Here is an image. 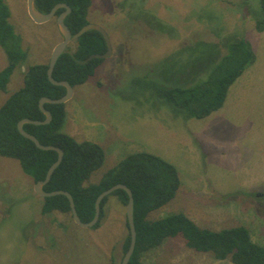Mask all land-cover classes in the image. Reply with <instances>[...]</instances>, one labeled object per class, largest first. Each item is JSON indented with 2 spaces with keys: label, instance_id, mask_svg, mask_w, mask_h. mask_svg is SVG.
I'll list each match as a JSON object with an SVG mask.
<instances>
[{
  "label": "rangeland",
  "instance_id": "1",
  "mask_svg": "<svg viewBox=\"0 0 264 264\" xmlns=\"http://www.w3.org/2000/svg\"><path fill=\"white\" fill-rule=\"evenodd\" d=\"M5 2L27 63L48 62L63 40L56 18L37 24L28 0ZM261 14V0H93L89 23L105 30L113 54L74 88L62 129L105 150L104 164L86 185L98 183L131 154L158 156L178 169L181 187L151 219L184 213L212 230L245 226L264 247V32L256 30ZM231 37L248 41L255 61L209 116L189 117L148 86L151 73L162 84L205 79ZM6 66L0 46V72ZM22 70L15 71L6 92L0 90V107L23 86ZM42 205L20 163L0 157V264L121 263L129 229L126 207L115 196L97 229L79 226L68 214L44 215ZM186 243L182 234L166 238L143 255V264H233Z\"/></svg>",
  "mask_w": 264,
  "mask_h": 264
},
{
  "label": "trees",
  "instance_id": "2",
  "mask_svg": "<svg viewBox=\"0 0 264 264\" xmlns=\"http://www.w3.org/2000/svg\"><path fill=\"white\" fill-rule=\"evenodd\" d=\"M60 3L71 8L65 23L72 34L89 24L88 14L93 0H35L37 9L45 14ZM261 9L262 14L256 22L258 32H264V0H261ZM64 11L61 8L56 15L59 16ZM74 43L75 49L68 47L59 57L53 78L56 81H67L76 88L94 76L104 62V59L89 58L94 54H105L108 47L105 38L97 30L85 32ZM0 46L7 57V66L0 72L1 91H7L10 79L17 69L25 68L22 70L23 86L0 107V157L17 160L22 171L37 183L45 180L49 168L58 159V153L39 149L34 142L20 134L17 125L25 118L45 120L39 107L41 98H62L66 94V88L49 81V61L27 63L28 53L23 48L21 36L15 32L11 23V10L5 0H0ZM206 46L215 48V44L211 43ZM225 46L226 53L216 54L215 64L205 79L194 84L190 81L188 85L162 84L155 82V74L151 73L148 79L151 81L147 85L159 99L182 110L189 117L205 118L223 106L230 86L255 61V54L248 41L231 37L226 40ZM198 68L195 75L202 72V67ZM44 107L52 115L49 124L24 125V130L34 135L41 144L56 146L64 153L62 162L44 186V191L70 193L80 220L89 223L95 216L96 200L102 192L118 184L127 186L134 197V224L137 233L136 247L128 264H143L142 257L146 252L159 247L166 238L180 234L184 236L190 249L212 253L217 260L230 259L233 264H264V247L253 241L245 226L212 230L201 227L184 213L156 220L150 218L152 212L170 203L181 187L178 169L158 156L144 152L131 154L109 170L98 183L86 185L92 174L105 162L104 148L91 141L79 142L62 131L67 118L66 104L46 103ZM110 196H115L124 207L129 200L128 194L121 189L105 197L100 204V220L93 229L100 227ZM41 211L44 215L59 212L72 218L69 200L64 195L43 198ZM126 225L129 229L128 221ZM130 243L129 230L123 244V257Z\"/></svg>",
  "mask_w": 264,
  "mask_h": 264
},
{
  "label": "water",
  "instance_id": "3",
  "mask_svg": "<svg viewBox=\"0 0 264 264\" xmlns=\"http://www.w3.org/2000/svg\"><path fill=\"white\" fill-rule=\"evenodd\" d=\"M27 4H28V14H29L30 18L37 24H44V23H47V22L51 21L52 19L56 18L57 27L59 29L60 34L63 37V40L55 46V48L53 49V51L51 53V56L49 59V68H48L47 74H48V79L52 84H54L56 86H63L66 88V94L62 98H59V99H51V98H47V97L41 98V100L39 102V107H40V110L45 115V120L34 121L31 119L25 118V119L21 120L17 125L18 131L20 132V134L22 136H24L25 138L34 142V144L39 149L45 150V151L53 150V151H56L58 153V159L49 168L45 180L38 181L37 183H35V192L39 196H41L42 198L52 197V196H56V195L66 196L69 200V204H70V208H71V215H72L73 221L83 228H93L100 220V215H101L100 204H101L102 200L105 197L111 195L116 190H119V189L124 190L128 194V197H129L128 203L126 205V217H127V221L129 224L131 243H130L128 251L124 255L120 264H128L133 253H134V250L136 247V239H137V233H136L135 224H134V197H133L132 191L127 186H125L123 184H118V185H115L112 188L102 192L96 200V204H95V211L96 212H95V216H94L93 220L89 223L82 222L79 218V215L77 213V210H76V207L74 204L73 197L71 196L70 193H68L66 191H54V192H50V193L44 191V186L50 181L54 171L57 169V167L60 165V163L63 160V155H64L63 150L56 147V146H52V145L46 146V145L41 144L39 142V140L34 135H32V134H30L24 130L25 124L46 125V124H49L51 122V120H52L51 112L49 110L45 109V107H44V105L46 103H49V104H66L68 101H70L73 98L74 92H75L74 87H72L69 84V82H67V81H64V80L63 81H56L53 78V71H54V68L56 66V63H57L59 57L67 50L70 43L78 40L85 32H87L89 30H97L105 38L108 50L105 54H94L89 59H104L105 60V59L111 57L113 54L109 36L107 35V33L105 32V30L103 28H101L100 26L94 25V24H90V23L87 24L86 26H84L76 34H72L71 30L69 29V27L65 23V18L71 13V8L67 4H63V3L57 4L55 7H53V9L49 13H46V14L42 13L41 11H39L37 9V7L35 5V0H28ZM61 8H64L65 11L62 14H60L59 16H57L56 13Z\"/></svg>",
  "mask_w": 264,
  "mask_h": 264
},
{
  "label": "crops",
  "instance_id": "4",
  "mask_svg": "<svg viewBox=\"0 0 264 264\" xmlns=\"http://www.w3.org/2000/svg\"><path fill=\"white\" fill-rule=\"evenodd\" d=\"M262 33H263V32H262ZM120 227H121V231H120V232H121V234H122V232H123L124 230H123V228H122V226H121V225H120Z\"/></svg>",
  "mask_w": 264,
  "mask_h": 264
}]
</instances>
